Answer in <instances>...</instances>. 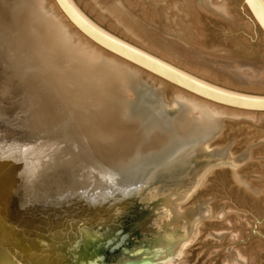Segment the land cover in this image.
Masks as SVG:
<instances>
[{"label":"bare ground","instance_id":"obj_1","mask_svg":"<svg viewBox=\"0 0 264 264\" xmlns=\"http://www.w3.org/2000/svg\"><path fill=\"white\" fill-rule=\"evenodd\" d=\"M67 1L93 28L115 38L86 18L79 4L97 22L158 57L122 43L201 84L236 93L204 79H223L228 87L235 80L264 91V52L236 68L230 50L205 44L207 19L230 27L259 26L244 0H239L247 12L243 24L231 9L233 0ZM173 60L183 67L167 63ZM143 81L170 84L93 43L55 0H0V264H9L6 247L23 255L27 245L39 241L24 232L21 216H42L53 238L55 232L73 236L82 217L92 213L88 207L114 191H128L145 209L160 189L197 180L198 154L225 116L264 121V113L216 104L176 86L180 111L165 118L162 88H146ZM231 173L243 192L254 191L239 170ZM108 184L115 187L104 188ZM160 221L158 212L142 217L135 242H157ZM202 225L179 255L159 264H190L188 249L199 240ZM126 260L116 254L110 264Z\"/></svg>","mask_w":264,"mask_h":264},{"label":"rangeland","instance_id":"obj_2","mask_svg":"<svg viewBox=\"0 0 264 264\" xmlns=\"http://www.w3.org/2000/svg\"><path fill=\"white\" fill-rule=\"evenodd\" d=\"M123 1L127 4L126 0ZM73 2L76 4L77 0ZM137 2L143 5L144 0ZM231 3L233 13L239 16L242 24L245 23L247 12L244 11L242 1L233 0ZM78 7L86 18L104 32L158 57L112 30L107 23L97 22L83 5L79 4ZM210 20L207 19L203 26L206 46L230 50L233 57L230 61H234V66H240L241 62H255L263 56L264 37L259 26L250 27L249 30L244 25L230 27ZM170 62L167 63L178 69L183 67L174 60ZM143 77L147 76L144 74ZM204 80L236 93L264 97V91L237 84L235 80H231L234 86L229 87L223 84V79L217 82L207 78ZM143 83L144 87H151L152 90L158 87L154 86L156 82ZM158 88L163 90L162 107L165 106L175 116L180 111L179 102L174 99L175 86L167 84ZM223 120L224 124L218 133L204 144L198 154L197 163L202 167V174L197 180L186 181L182 186L176 184L152 204L147 214L158 212L161 218L160 229L155 235L158 236L157 242L146 241L140 244L134 241L128 247V251L136 257L133 261L152 260L157 254L162 255V258L174 253L179 255L181 249L192 240L197 227L204 223L199 240L188 249L190 264H229L231 255V264H264V121L256 122L245 116H225ZM217 152H225V157L212 158L211 154ZM231 169L239 170L242 181L253 186V195L249 191L243 192L242 186L235 185ZM91 242L94 243V240L91 239ZM99 260L98 256L95 262Z\"/></svg>","mask_w":264,"mask_h":264},{"label":"water","instance_id":"obj_3","mask_svg":"<svg viewBox=\"0 0 264 264\" xmlns=\"http://www.w3.org/2000/svg\"><path fill=\"white\" fill-rule=\"evenodd\" d=\"M55 2L68 21L79 32L102 49L130 62L134 66L213 103L240 110L264 113V97L229 93L201 84L142 51L93 28L78 15L67 0H55ZM244 2L264 32V4L262 0H244ZM163 115L167 118V115H171V112L165 109ZM162 183L161 188L166 184V181H162ZM108 186L115 187V184H108L104 188H108ZM117 187L119 188V186ZM170 190L160 189L153 199L145 203V209L138 208V202H134L135 199L128 194V191H114L111 195H106L103 199L100 198L96 204L88 207V212L92 210V213L90 216L82 217L77 227L79 229L73 236L55 232L53 238H51L47 232L46 223L48 221H45L42 216L38 214H34L33 217H30V215L29 217L21 216L19 222L21 221L24 232L36 236L39 241L27 245V248H24L23 255L17 250L12 252L10 248L6 247L4 252L9 256L8 263L110 264L116 254L126 255L130 259L122 264H159L165 262L171 255L162 258V255L157 254L154 257L156 260L133 261L136 257L128 251V247L135 241L134 237L139 231L141 218L146 216L157 199ZM85 230L88 232L85 233ZM91 239L94 240V243L91 242ZM98 256L100 260L95 262Z\"/></svg>","mask_w":264,"mask_h":264}]
</instances>
